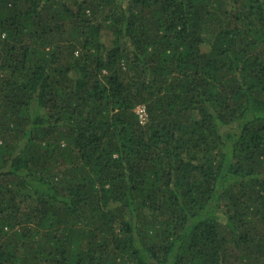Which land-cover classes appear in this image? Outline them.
Masks as SVG:
<instances>
[{"label": "trees", "instance_id": "trees-1", "mask_svg": "<svg viewBox=\"0 0 264 264\" xmlns=\"http://www.w3.org/2000/svg\"><path fill=\"white\" fill-rule=\"evenodd\" d=\"M0 264H264V0H0Z\"/></svg>", "mask_w": 264, "mask_h": 264}, {"label": "built area", "instance_id": "built-area-1", "mask_svg": "<svg viewBox=\"0 0 264 264\" xmlns=\"http://www.w3.org/2000/svg\"><path fill=\"white\" fill-rule=\"evenodd\" d=\"M136 113L139 116L140 122L142 124L146 123V121L148 119V114H147V111L143 105H140L136 108Z\"/></svg>", "mask_w": 264, "mask_h": 264}]
</instances>
